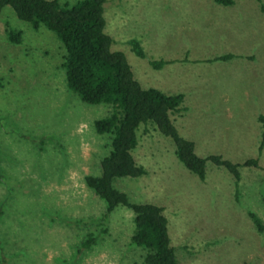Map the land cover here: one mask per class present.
I'll use <instances>...</instances> for the list:
<instances>
[{
	"label": "rangeland",
	"instance_id": "rangeland-1",
	"mask_svg": "<svg viewBox=\"0 0 264 264\" xmlns=\"http://www.w3.org/2000/svg\"><path fill=\"white\" fill-rule=\"evenodd\" d=\"M70 5L76 0H57ZM103 32L121 51L142 88L181 93L168 116L200 157L219 155L239 179L204 163L200 180L174 153L172 140L147 121L135 130L130 154L145 170L115 177L131 203L162 207L169 244L181 264H264V0H105ZM20 30L10 43L4 22ZM140 45L137 57L128 41ZM63 48L40 25L0 11V264H144L146 250L131 243L133 212L105 203L85 175H99L109 133L92 122L109 104H86L64 84ZM232 54L220 61L216 56ZM172 61L153 69L149 60ZM248 212L263 229L256 230ZM90 234L87 248L80 242Z\"/></svg>",
	"mask_w": 264,
	"mask_h": 264
},
{
	"label": "trees",
	"instance_id": "trees-1",
	"mask_svg": "<svg viewBox=\"0 0 264 264\" xmlns=\"http://www.w3.org/2000/svg\"><path fill=\"white\" fill-rule=\"evenodd\" d=\"M105 0H76L70 5L59 4L57 0H0V11L8 6L17 19L29 23L33 29L40 25L51 31L61 43L63 53L59 63L63 71L64 84L68 90L86 104H109L110 112L92 122L97 134L109 133L110 149L100 159L99 175H85L84 182L94 194L105 203L102 218L117 205L133 212L132 244L146 250L144 264H181L169 244L166 218L162 207L151 203H131L126 194L115 189L112 180L115 177H137L145 170L136 165L130 150L136 145L135 130L140 123L152 122L156 129L169 137L174 144L177 159L200 180L204 178V163L210 161L224 167L238 184V167H257L256 158L233 163L219 155L209 154L200 157L194 153L193 143L181 137L169 119V112H179L183 95L164 94L155 88H142L133 78L130 67L121 51L111 50V38L103 32L102 15ZM220 4H230L232 0H214ZM4 34L10 43L21 41L20 30L4 22ZM132 52L139 58L144 53L134 39L128 41ZM232 54L216 56L214 60L225 61ZM171 60H149L153 69H159ZM261 125L258 151L264 145V116L257 119ZM264 206V193L261 196ZM247 215L261 232L263 226L252 212ZM88 234L80 242L81 248L94 243Z\"/></svg>",
	"mask_w": 264,
	"mask_h": 264
}]
</instances>
